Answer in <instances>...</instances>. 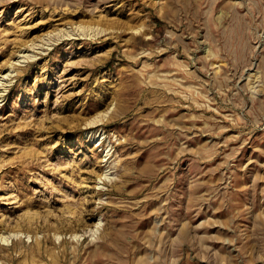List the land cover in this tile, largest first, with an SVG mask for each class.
Instances as JSON below:
<instances>
[{
  "label": "rangeland",
  "instance_id": "rangeland-1",
  "mask_svg": "<svg viewBox=\"0 0 264 264\" xmlns=\"http://www.w3.org/2000/svg\"><path fill=\"white\" fill-rule=\"evenodd\" d=\"M0 237V264H264V0H0Z\"/></svg>",
  "mask_w": 264,
  "mask_h": 264
},
{
  "label": "bare ground",
  "instance_id": "bare-ground-1",
  "mask_svg": "<svg viewBox=\"0 0 264 264\" xmlns=\"http://www.w3.org/2000/svg\"><path fill=\"white\" fill-rule=\"evenodd\" d=\"M98 185V184H97ZM97 185H96V187H97ZM98 224V223H97ZM0 239H5V238H2V237H0Z\"/></svg>",
  "mask_w": 264,
  "mask_h": 264
}]
</instances>
